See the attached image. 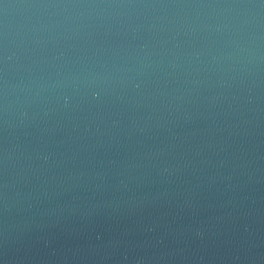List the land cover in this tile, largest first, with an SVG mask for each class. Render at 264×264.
Segmentation results:
<instances>
[{
    "label": "water",
    "instance_id": "1",
    "mask_svg": "<svg viewBox=\"0 0 264 264\" xmlns=\"http://www.w3.org/2000/svg\"><path fill=\"white\" fill-rule=\"evenodd\" d=\"M0 264H264V0H0Z\"/></svg>",
    "mask_w": 264,
    "mask_h": 264
}]
</instances>
